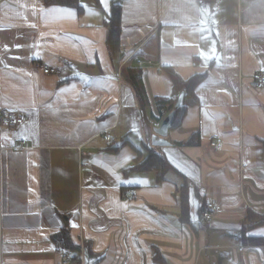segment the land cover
<instances>
[{"label":"crops","instance_id":"1","mask_svg":"<svg viewBox=\"0 0 264 264\" xmlns=\"http://www.w3.org/2000/svg\"><path fill=\"white\" fill-rule=\"evenodd\" d=\"M77 2L80 11L0 0V109L27 114L0 127V264H60L52 236L64 228L78 246L72 264H264V88L246 87L264 70V0ZM113 6L120 49H137L124 62L105 45ZM129 65L146 106L122 74ZM167 68L201 79L197 103L185 95L167 145L154 146L152 123L168 113L153 100L174 85ZM214 134L220 151L209 147ZM149 151L171 167L162 179L132 170ZM205 199L219 208L209 225Z\"/></svg>","mask_w":264,"mask_h":264},{"label":"trees","instance_id":"2","mask_svg":"<svg viewBox=\"0 0 264 264\" xmlns=\"http://www.w3.org/2000/svg\"><path fill=\"white\" fill-rule=\"evenodd\" d=\"M45 2L47 4H58L68 7H75L77 8V11L81 10V7L78 5L77 0H45ZM106 26L108 28V31L106 35L105 45L107 47L110 57L113 58L114 56L119 55V50H120L119 38H120L121 27H120L119 7L113 6L111 8L109 17L106 22ZM166 71L170 75L174 85H173L172 95L170 96V98L156 97L153 100L154 107L156 111L159 113V117L162 115V112L164 111L166 113H169L170 111L174 110L175 103L180 93H183L184 95L183 99L185 98V95L191 96V100L185 101V105L196 104L197 100L192 96V94L195 85L201 79V77L198 75V76L190 77L189 79L184 81L180 77H178V75L173 73L171 69L167 68ZM122 74L131 85L140 105L146 106L148 104V100L139 69L137 67L129 65L123 68ZM178 110L179 109H176L175 113H177ZM132 170L135 171L152 170L155 172L158 179H162L163 174L166 171L171 170V167L164 156H162L157 152L149 151L147 153V156L143 160H140L139 158L136 159L134 166L132 167ZM121 191L124 190L122 189L120 190V192ZM184 206L185 205L182 203L181 212L185 211ZM52 240L54 243H56V245H58L59 248H62L63 250L68 252L77 253L78 246L72 240L68 229L64 228L58 233L54 234L52 236Z\"/></svg>","mask_w":264,"mask_h":264},{"label":"built area","instance_id":"3","mask_svg":"<svg viewBox=\"0 0 264 264\" xmlns=\"http://www.w3.org/2000/svg\"><path fill=\"white\" fill-rule=\"evenodd\" d=\"M203 1H208V0H203ZM136 50H137L136 48L131 49L130 51H126L125 49H120L119 56L124 62L128 60L131 55L136 53ZM137 64L142 65L143 62L140 61ZM33 66L34 68L40 70L44 75H59L60 73V70L57 67L48 65L45 62L38 61L35 62ZM239 81H240L239 86L241 88L243 86V83L241 79ZM246 87L250 90H260L264 88V70H260L256 74L252 75L247 81ZM26 118H27V114L25 113H20L13 110L0 109V127H5L7 129H14L16 126L24 123ZM159 124L160 122H156V121L153 122L152 128H157ZM106 139H108V137H106ZM25 143H26L25 141H21L18 145L13 146V149L19 151L23 149ZM209 147L214 151L222 150L223 143L221 138L216 134L212 135L209 139ZM120 195L122 196L123 199L126 200L132 199L135 197V190L127 189L121 191ZM218 210H219L218 204L214 200L205 199L200 208V217L202 223L204 225H209L213 221L215 215L218 213ZM58 255H59L60 264H72V263H76V260H78L76 259V255L73 252H68L63 249L58 252Z\"/></svg>","mask_w":264,"mask_h":264},{"label":"water","instance_id":"4","mask_svg":"<svg viewBox=\"0 0 264 264\" xmlns=\"http://www.w3.org/2000/svg\"><path fill=\"white\" fill-rule=\"evenodd\" d=\"M183 93H180L178 99L175 103V107H179L182 104ZM175 111H170L160 122V125L157 128H154V133L159 138H154L151 142L154 146L167 145V142L163 139L167 135L168 127L172 123Z\"/></svg>","mask_w":264,"mask_h":264},{"label":"snow or ice","instance_id":"5","mask_svg":"<svg viewBox=\"0 0 264 264\" xmlns=\"http://www.w3.org/2000/svg\"><path fill=\"white\" fill-rule=\"evenodd\" d=\"M39 11H40V13H41L42 16H43V14L45 12L67 13L69 16H75V12L73 10H71V9H65V8H52V9L40 8ZM0 30H2V29H0ZM16 47H17V49L20 48L19 45H17ZM129 182L135 183V184H137L139 186H142V185H146L147 184V181L146 180L139 179V178L135 179L134 181H129ZM73 226L75 227V225H73Z\"/></svg>","mask_w":264,"mask_h":264},{"label":"rangeland","instance_id":"6","mask_svg":"<svg viewBox=\"0 0 264 264\" xmlns=\"http://www.w3.org/2000/svg\"><path fill=\"white\" fill-rule=\"evenodd\" d=\"M161 122V121H160Z\"/></svg>","mask_w":264,"mask_h":264}]
</instances>
